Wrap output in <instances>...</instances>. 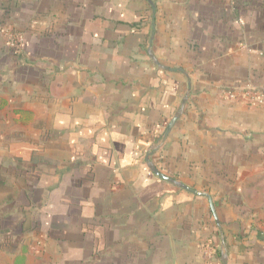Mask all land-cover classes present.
I'll use <instances>...</instances> for the list:
<instances>
[{
  "label": "crops",
  "instance_id": "obj_1",
  "mask_svg": "<svg viewBox=\"0 0 264 264\" xmlns=\"http://www.w3.org/2000/svg\"><path fill=\"white\" fill-rule=\"evenodd\" d=\"M151 1L0 0V264H264V0Z\"/></svg>",
  "mask_w": 264,
  "mask_h": 264
},
{
  "label": "built area",
  "instance_id": "obj_2",
  "mask_svg": "<svg viewBox=\"0 0 264 264\" xmlns=\"http://www.w3.org/2000/svg\"><path fill=\"white\" fill-rule=\"evenodd\" d=\"M5 35L8 38L9 46L13 50H21L24 46L25 38L22 34L14 32L11 28L5 30ZM230 100H239L249 106H259L264 108V89H243L233 90L228 93ZM212 252L209 251L210 264H212Z\"/></svg>",
  "mask_w": 264,
  "mask_h": 264
},
{
  "label": "water",
  "instance_id": "obj_3",
  "mask_svg": "<svg viewBox=\"0 0 264 264\" xmlns=\"http://www.w3.org/2000/svg\"><path fill=\"white\" fill-rule=\"evenodd\" d=\"M152 8V12H153V24L155 23V15H156V8L154 6V4L152 3L151 0H147ZM156 64L158 66H160L157 62ZM171 71H181L183 72V70L181 69H172ZM186 102H187V98L184 99L183 101V105H182V108L179 110V112L177 113V115L173 118V120L169 123V125L167 126L166 130H165V139L169 136V134L171 133L172 129L174 128L175 124L177 123V121L180 119V117L182 116L183 114V111L185 109V105H186ZM152 156V154H149L148 157L146 158V161H149V158ZM149 168L151 170V172L153 174H155L157 177L167 181V182H170V183H173L175 184L176 186H179L185 190H188L196 195H199V196H202V197H205L207 198L209 201H210V205H211V208L213 210V212L215 213V207H214V204H213V201L211 199V197L206 194V193H203V192H198L196 190H193L192 188L180 183V182H177V181H174L170 178H168L167 176L163 175L161 172L158 171V169L151 163H149ZM222 262L223 264H228V259H227V256L224 255L222 256Z\"/></svg>",
  "mask_w": 264,
  "mask_h": 264
}]
</instances>
